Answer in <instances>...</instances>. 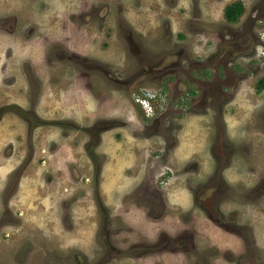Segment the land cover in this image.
<instances>
[{
	"label": "rangeland",
	"instance_id": "rangeland-1",
	"mask_svg": "<svg viewBox=\"0 0 264 264\" xmlns=\"http://www.w3.org/2000/svg\"><path fill=\"white\" fill-rule=\"evenodd\" d=\"M263 28L264 0H0V264H264ZM41 189L50 253L14 226Z\"/></svg>",
	"mask_w": 264,
	"mask_h": 264
},
{
	"label": "crops",
	"instance_id": "crops-1",
	"mask_svg": "<svg viewBox=\"0 0 264 264\" xmlns=\"http://www.w3.org/2000/svg\"><path fill=\"white\" fill-rule=\"evenodd\" d=\"M223 120L226 124V131H227V124L230 121L228 119H226L225 117H223ZM141 152L144 153L142 148H141ZM146 154L150 157V159L153 157V156L149 155V153H147V152H146ZM134 156L137 157L138 155H134ZM150 159H147L146 162ZM150 168H151V170H158L160 167L158 169H156L155 167H150ZM175 171H177V170L175 169ZM29 182L30 181H27L24 179H20V178L18 179V182L14 188V192L10 197V199L12 200L13 203H14V198H13L14 196L21 195L22 197H24V193H22V188L25 186L26 183H27V185H29ZM51 185H52L51 183H47L46 186H51ZM74 185H76V183H72V186H74ZM47 188H49V187H47ZM75 188L76 187H70V189L72 190V193H78V191H76ZM150 188L157 189V185L152 182ZM41 191L43 192L44 197L40 198L39 201H37V199H36V201H34V202H29L27 205H23L22 207L24 208V210H26V215H24L25 217L22 218L20 222H17V223H19L18 224L19 226H16L17 224H14V226H15V228L19 227V229L22 227H26V228H28L29 231H32V232L35 231V234L40 233L41 238H42V243H43V245H45L44 250L48 251L50 253V252H52V250L54 248L53 245L63 246V248H65L67 245V242H66L67 240H66L65 230L62 231V228H60L59 222H61V221L60 220L57 221V219H58V217H57V219H56L57 222H56L55 220L52 219L51 215L49 216V214H51L53 212V211L49 210V209H51V206H52L50 203L51 202L50 196H48L45 193L46 192L45 190L41 189ZM54 192H56V191H54ZM172 192L175 193L174 191H172ZM52 193H53V191H52ZM31 194L33 195V198H35L36 195H35L34 191H31ZM54 194L58 195L57 192L53 193V195ZM81 197H82V195L81 196L79 195V197H77L75 203L72 201H69V205L70 206L73 205L76 207L77 206L76 204H78V200ZM166 197H167V195H166ZM165 200H166V198H165ZM31 206H32V208H31ZM48 206H50V207H48ZM64 206L66 208L65 203L62 204V207H64ZM75 207H73V209ZM17 209H19V207H17ZM40 213H41V215H40ZM55 215H58V214H55ZM51 220H53V221L51 222ZM27 222H29L30 225H26ZM87 222H88V220H87ZM87 222H86V224H87ZM91 223H93V222H90V224ZM20 224H22V225H20ZM61 224H62V222H61ZM62 226H63V224H62ZM7 227H12V225H9V226L5 225V228H7ZM6 231H7V233H10V230L8 228ZM77 235H79V237H77L76 241L73 244H75V245L80 244L81 245L82 242L85 241L87 235H89V231L88 232L82 231L80 234H76V233L74 234V236H77ZM11 237L12 236L10 235V238ZM90 245H93V244H90Z\"/></svg>",
	"mask_w": 264,
	"mask_h": 264
},
{
	"label": "flooded vegetation",
	"instance_id": "flooded-vegetation-1",
	"mask_svg": "<svg viewBox=\"0 0 264 264\" xmlns=\"http://www.w3.org/2000/svg\"><path fill=\"white\" fill-rule=\"evenodd\" d=\"M90 3V2H89ZM47 7H48V5H46ZM50 7H52V6H50ZM45 13H47V12H45ZM98 15V14H97ZM104 22H107V20H105V19H103L102 20V26H105L104 25ZM234 22V21H233ZM233 22H228V23H233ZM107 26H109V24H106V27ZM129 35V34H128ZM258 35V34H257ZM232 40V39H231ZM235 40V42H232L231 41V45H233V46H235V50H239V49H244V48H246L247 47V43L244 41V40H242L241 42L240 41H236V39H234ZM225 45H227V44H229V41L227 40V39H225ZM128 44H130L129 42H128ZM127 44V48H124V49H126V50H129V45ZM255 50V49H254ZM79 52L80 53H82V54H84L85 56H89V54H86V52H88V51H84V49H83V47H80V49H79ZM256 54H257V50H256V53H255V56H256ZM250 56H252V53H251V55ZM255 56H253V57H247V58H249V60H251L252 62H255V64L256 63H258L259 61L257 60V58L255 59ZM227 61H229L228 59H227ZM258 61V62H257ZM224 67L226 66V64H224L223 65ZM256 67H258V66H260L259 64H257V65H255ZM255 87V86H254ZM165 98H163V100H164ZM161 97H160V95L159 94H157V93H149V92H145V93H141V95H136V97L133 99V101L135 102V104L137 103V105H139V107L141 108V110L143 111V113H144V115H145V117H152L154 114H155V111H156V109L158 108V106H160V103H161ZM140 101H144L145 102V104L146 105H144V106H142V104L140 103ZM160 102V103H159ZM206 101L205 100H203V103H205ZM216 101H215V99H213V96L211 95L210 96V99H209V101H207V104H210V103H215ZM224 102V103H223ZM227 102V100H224V101H217V103L218 104H221V109H222V111H223V109H224V106H225V103ZM223 103V104H222ZM154 104V105H153ZM221 115H223V113L221 112ZM220 120L222 121V123H223V126H224V130H225V132H226V124H225V122H224V120H223V116L220 118ZM152 159H150V160H148L149 162L151 161ZM174 167H172V168H176L175 166V164L174 163H171ZM148 165H150V164H148ZM146 167V166H145ZM161 168H163V167H165V168H167L168 170H170V167L169 166H165V165H161L160 166ZM147 169L148 168H150V167H146ZM18 182V181H17ZM162 183V182H161ZM16 186V185H15ZM15 188V187H14ZM13 192H14V189L8 194V196H7V200L11 197V195L13 194ZM13 225V223L12 222H7V223H1L0 224V227H1V225ZM0 232H2V229L0 230ZM6 233H3L2 232V234L1 235H5ZM0 241H2L1 240V237H0ZM0 244H1V242H0ZM45 251V250H44ZM45 252H47V251H45ZM108 257H110V255H108ZM99 260H100V258H99ZM106 260V259H105ZM104 260V261H105ZM110 259H107L103 264H105V263H107L108 261H109ZM27 260H25V262H26ZM29 261V260H28ZM242 262L243 263H245L246 261H244L243 259H242ZM97 263V262H96ZM97 264H99V263H97Z\"/></svg>",
	"mask_w": 264,
	"mask_h": 264
},
{
	"label": "trees",
	"instance_id": "trees-1",
	"mask_svg": "<svg viewBox=\"0 0 264 264\" xmlns=\"http://www.w3.org/2000/svg\"><path fill=\"white\" fill-rule=\"evenodd\" d=\"M242 12H243V6L241 2L235 1L233 3L224 6L222 10V15L227 22H233L242 14ZM263 87H264V75L257 78L255 82L256 91L260 90Z\"/></svg>",
	"mask_w": 264,
	"mask_h": 264
},
{
	"label": "built area",
	"instance_id": "built-area-1",
	"mask_svg": "<svg viewBox=\"0 0 264 264\" xmlns=\"http://www.w3.org/2000/svg\"><path fill=\"white\" fill-rule=\"evenodd\" d=\"M258 37L260 40V44L255 59L257 58L259 62H261V60L262 62H264V28L258 31ZM140 103L142 104V106L146 105L144 101H140Z\"/></svg>",
	"mask_w": 264,
	"mask_h": 264
}]
</instances>
